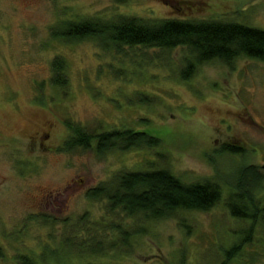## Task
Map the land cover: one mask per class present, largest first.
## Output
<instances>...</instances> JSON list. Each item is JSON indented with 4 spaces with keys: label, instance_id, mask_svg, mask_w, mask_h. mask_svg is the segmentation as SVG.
<instances>
[{
    "label": "rangeland",
    "instance_id": "1",
    "mask_svg": "<svg viewBox=\"0 0 264 264\" xmlns=\"http://www.w3.org/2000/svg\"><path fill=\"white\" fill-rule=\"evenodd\" d=\"M121 17L264 30V0H0V264L23 256L36 264H220L251 227L225 201L242 168L264 174V62L203 63L185 81L186 48L52 35L63 22ZM57 57L66 62V88L52 84ZM70 123L146 132L161 143L102 156L60 151ZM165 168L187 184L220 183L223 201L148 222L87 197L123 172ZM258 199L264 207V183ZM230 264H264V225Z\"/></svg>",
    "mask_w": 264,
    "mask_h": 264
},
{
    "label": "trees",
    "instance_id": "2",
    "mask_svg": "<svg viewBox=\"0 0 264 264\" xmlns=\"http://www.w3.org/2000/svg\"><path fill=\"white\" fill-rule=\"evenodd\" d=\"M52 35L55 39L66 42L96 39L116 48H186L192 57L187 59L186 68L182 71V79L185 81L203 63L220 61L231 65L238 58L264 62V30L237 22L166 19L151 23L134 17H121L117 20L93 18L63 22L60 27L53 29ZM52 71V84L66 88L68 78L65 60L61 57L55 58ZM68 128L70 137L60 151L82 148L94 150L102 156L111 151L127 152L144 147L153 148L161 143L158 137L131 129L100 133L98 129L91 131L71 123ZM225 151L242 154L245 149L229 145ZM258 169L253 165L242 168L241 176L229 189L225 204L230 213L234 218L250 220L251 227L241 241L225 251L224 260L220 264H230L243 246L251 242L256 225H264V207L262 200L258 199L264 174ZM223 189L220 183L209 180L187 184L165 168L123 172L115 176L110 184L89 189L87 197L95 201L105 200L110 210H121L127 217L142 216L149 222L173 218L181 211H211L223 201ZM137 232L146 233L144 228ZM2 257L0 249V258ZM18 264L36 263L31 257L23 256L19 258Z\"/></svg>",
    "mask_w": 264,
    "mask_h": 264
},
{
    "label": "water",
    "instance_id": "3",
    "mask_svg": "<svg viewBox=\"0 0 264 264\" xmlns=\"http://www.w3.org/2000/svg\"><path fill=\"white\" fill-rule=\"evenodd\" d=\"M263 170H264V166H263Z\"/></svg>",
    "mask_w": 264,
    "mask_h": 264
},
{
    "label": "flooded vegetation",
    "instance_id": "4",
    "mask_svg": "<svg viewBox=\"0 0 264 264\" xmlns=\"http://www.w3.org/2000/svg\"><path fill=\"white\" fill-rule=\"evenodd\" d=\"M33 139V138H32Z\"/></svg>",
    "mask_w": 264,
    "mask_h": 264
}]
</instances>
